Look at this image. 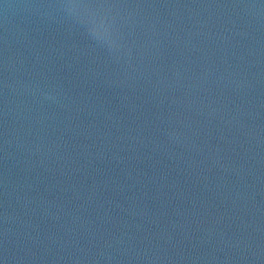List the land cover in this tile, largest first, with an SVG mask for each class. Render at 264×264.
<instances>
[{
    "label": "water",
    "instance_id": "1",
    "mask_svg": "<svg viewBox=\"0 0 264 264\" xmlns=\"http://www.w3.org/2000/svg\"><path fill=\"white\" fill-rule=\"evenodd\" d=\"M0 264H264V0H0Z\"/></svg>",
    "mask_w": 264,
    "mask_h": 264
}]
</instances>
